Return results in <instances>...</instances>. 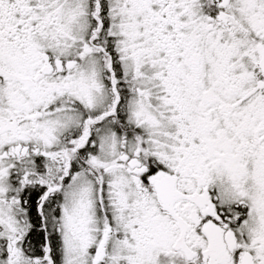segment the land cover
Here are the masks:
<instances>
[{"label":"snow or ice","instance_id":"6c2138e0","mask_svg":"<svg viewBox=\"0 0 264 264\" xmlns=\"http://www.w3.org/2000/svg\"><path fill=\"white\" fill-rule=\"evenodd\" d=\"M0 264H264V0H0Z\"/></svg>","mask_w":264,"mask_h":264}]
</instances>
